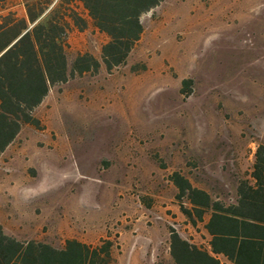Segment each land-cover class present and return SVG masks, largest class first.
I'll return each mask as SVG.
<instances>
[{"label": "rangeland", "instance_id": "rangeland-1", "mask_svg": "<svg viewBox=\"0 0 264 264\" xmlns=\"http://www.w3.org/2000/svg\"><path fill=\"white\" fill-rule=\"evenodd\" d=\"M141 22L110 72L104 35L88 24L71 36L70 61L87 52L100 66L53 87L33 112L41 128L0 155L7 234L57 248L109 239L112 264H173L171 231L206 240L181 213L172 172L223 203L250 179L264 147V0H162Z\"/></svg>", "mask_w": 264, "mask_h": 264}, {"label": "trees", "instance_id": "trees-1", "mask_svg": "<svg viewBox=\"0 0 264 264\" xmlns=\"http://www.w3.org/2000/svg\"><path fill=\"white\" fill-rule=\"evenodd\" d=\"M161 1L23 0L27 21L1 16L0 52L27 30L0 55V155L24 124L41 128L33 110L53 87L76 74L98 70L100 61L87 52L71 61L68 58L67 36L72 26L83 31L90 24L106 37L100 59L110 72L125 63L140 39L141 16ZM186 83L182 82L183 87ZM170 180L186 221L209 236L205 248L171 231L168 249L173 264H264L262 145L254 152L250 179L238 182L230 203L213 200L176 171ZM112 251L109 239L91 245L68 238L57 248L33 239L18 240L0 225V264H112Z\"/></svg>", "mask_w": 264, "mask_h": 264}, {"label": "crops", "instance_id": "crops-1", "mask_svg": "<svg viewBox=\"0 0 264 264\" xmlns=\"http://www.w3.org/2000/svg\"><path fill=\"white\" fill-rule=\"evenodd\" d=\"M8 14H10V16L11 17H13V18H23V19H25V21H27V16H26V11H25V8H24V5H23V0H0V17L1 16H5V15H8ZM31 26V25H30ZM26 30L27 29H24L16 38H14L1 52H0V55L6 50V49H8L13 43H15L16 42V40L19 38V37H21V35H23L25 32H26ZM75 31H78V30H76L73 26L71 27V29L69 30V32H68V36H67V47H68V49H73L74 48V45H72L71 44V42H70V39H71V36L75 33ZM97 31V30H96ZM81 32V31H80ZM101 34V33H100ZM103 35V34H102ZM50 92V91H49ZM48 92V93H49ZM47 93V94H48ZM47 96V95H46ZM45 96V97H46ZM44 97V98H45ZM44 101V99L40 102V104L37 106V107H39L41 104H42V102ZM37 107L33 110V112L37 109ZM27 126V124H24L22 127H21V129H20V132H21V130L23 129V128H25ZM20 132L18 133V135L20 134ZM17 135V136H18ZM16 136V137H17ZM16 139V138H15ZM14 139V140H15ZM13 142V141H12ZM11 142V143H12ZM10 143V144H11ZM9 144V145H10ZM8 145V146H9ZM7 148V147H6ZM3 153V152H2ZM1 153V154H2ZM203 230V229H202ZM8 235H10V234H8ZM203 235H204V237H205V243L203 244V245H200V246H202V247H205V248H208V239H209V236H208V234L203 230ZM10 236H12V237H14V238H16V239H18V240H20L19 238H17V237H15V236H13V235H10ZM198 245V244H197ZM223 261H225L224 260V258L222 257L221 258Z\"/></svg>", "mask_w": 264, "mask_h": 264}]
</instances>
